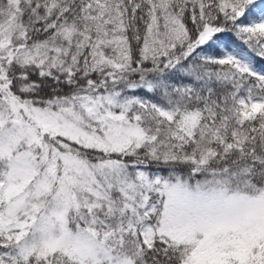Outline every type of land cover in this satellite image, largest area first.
Listing matches in <instances>:
<instances>
[{"label": "snow or ice", "instance_id": "obj_1", "mask_svg": "<svg viewBox=\"0 0 264 264\" xmlns=\"http://www.w3.org/2000/svg\"><path fill=\"white\" fill-rule=\"evenodd\" d=\"M0 264H264V0H0Z\"/></svg>", "mask_w": 264, "mask_h": 264}]
</instances>
